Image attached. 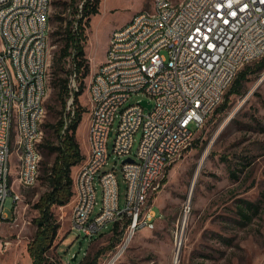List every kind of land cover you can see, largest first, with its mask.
Listing matches in <instances>:
<instances>
[{"label": "built area", "instance_id": "built-area-1", "mask_svg": "<svg viewBox=\"0 0 264 264\" xmlns=\"http://www.w3.org/2000/svg\"><path fill=\"white\" fill-rule=\"evenodd\" d=\"M86 1H79L80 10ZM48 2L0 0V227L7 197L20 198L9 183L12 153L18 158L27 151L25 187L35 185L39 173L33 172V162L42 161ZM174 2L154 0L151 9L136 12L137 24L119 26L120 37L108 45L106 69L94 72L86 87L89 148L74 177L71 199L73 228L86 236L94 237L116 221L123 228L127 219L126 228L135 227V233L139 224L155 227L159 215L150 201L186 149L181 141L192 144L239 72L264 57V0H189L181 9H174ZM67 66L66 111L73 114L80 82L71 57ZM142 91L151 98L127 104ZM117 118L112 152L123 157L124 206L117 173L105 167ZM8 138H15V145H8ZM128 157L132 160L124 161ZM98 182L102 204L94 214ZM147 184H154V192H147ZM137 215H144V222H137Z\"/></svg>", "mask_w": 264, "mask_h": 264}, {"label": "rangeland", "instance_id": "rangeland-1", "mask_svg": "<svg viewBox=\"0 0 264 264\" xmlns=\"http://www.w3.org/2000/svg\"><path fill=\"white\" fill-rule=\"evenodd\" d=\"M69 2L52 0L48 46L50 77L42 121L40 176L35 185L20 184L18 159L14 152L11 155L13 188L20 198L14 201L9 195L5 201V217L0 227V264H32L33 261L28 247L40 226V211L35 204L50 188L48 169L57 154L48 149L47 142L58 143L51 124L64 113L53 81L54 64L63 44L57 33L61 21L56 13L65 8L67 11L61 15L66 16ZM153 3L154 0H100L99 13L91 16L85 32L84 48L90 64L86 87L105 60L114 30L126 25L136 12L151 9ZM258 62L249 65L257 70ZM230 90L231 87L227 91L230 93L228 107L222 112L215 110L208 117L150 201L159 215L155 227L137 229L129 245L119 257L115 256L112 264H264V69L250 72L241 93ZM150 98L143 91L134 93L127 104ZM79 99L85 112L77 138L87 156L91 106L87 89ZM117 124L118 118L110 133L111 156L105 167L117 173L120 204L124 206L127 182L122 170L123 157H116L112 152ZM140 139L141 130L135 135L133 152ZM79 167L80 163L72 167L73 178ZM97 185L94 214L102 204V187L99 182ZM242 198L260 206L249 221H243L238 212ZM52 212L60 227L46 264H88L97 254L100 255L96 264H106L114 258L129 230L126 228L120 238H116L113 223H110L94 237L84 235L71 228V200L64 205H53ZM76 253L77 258L72 261Z\"/></svg>", "mask_w": 264, "mask_h": 264}, {"label": "trees", "instance_id": "trees-1", "mask_svg": "<svg viewBox=\"0 0 264 264\" xmlns=\"http://www.w3.org/2000/svg\"><path fill=\"white\" fill-rule=\"evenodd\" d=\"M79 1L70 0L69 6H66V8L68 7L66 16L61 15V13L67 11L65 8L56 13V17L61 21L57 33L62 37L63 44L54 64L53 81L57 88V96L64 106V113L61 114L56 123L51 124L56 132L58 143L55 141L47 142L48 149L57 154L53 164L48 169L50 188L40 196L35 204L40 211V220L38 221L40 226L28 247L33 259L32 264H46L48 262V251L53 245L60 227L59 223L54 220L52 206L55 204L64 205L72 199L74 184L72 167L81 164L86 159L77 138V131L85 112L79 98L86 89V76L90 73V64L89 59L86 57L84 41L86 39V27L90 23L91 16L99 13L100 0H87L81 10L79 9ZM68 57L72 58L80 82V89L75 93V111L73 114L66 111V102L69 96V74L71 71L69 67L67 68ZM255 67L257 70L250 65H246L239 72L231 86V93H241L251 71L259 72L264 69V57L259 60ZM63 73L66 75L62 76ZM229 95L230 93H227L224 101L216 108L217 112H222L228 107ZM166 181L167 177L164 178L163 183ZM240 202L238 212L243 221L251 220L253 215L260 210L257 202L243 198L240 199ZM123 222V228L122 221H116L112 225L116 238H120L124 233L129 220ZM99 255L97 254L94 260L88 264H96ZM71 260L73 261V256Z\"/></svg>", "mask_w": 264, "mask_h": 264}, {"label": "bare ground", "instance_id": "bare-ground-1", "mask_svg": "<svg viewBox=\"0 0 264 264\" xmlns=\"http://www.w3.org/2000/svg\"><path fill=\"white\" fill-rule=\"evenodd\" d=\"M188 1L189 0H176V2H174V9H181V6H183V4L187 3ZM51 6H52V0H49L48 7H47L48 16H50ZM0 19H2V7H0ZM137 21H138V13H136L127 24H137ZM0 32H1V22H0ZM49 32H50V23L47 22V34H49ZM119 37H120V28L115 29L114 32L112 33L109 45H115V41ZM48 46H49V37H46L45 57H44V63H43V72L45 73V75H47L46 90H48L49 77H50L49 67H48L49 66V63H48ZM107 54H110V46L108 47ZM105 69H106V61H104L98 67V69L95 72H102ZM8 145H15V138H8ZM186 147H188V141H181V148H186ZM17 159H18V168H17L18 169V180H19L20 184H23L21 182V180H22V176H26L25 159H27V151H20V157H18ZM40 166H41L40 162H33V172L39 173L38 177L35 179V184L39 180ZM9 183L11 184V187L13 188L12 173L9 176ZM23 186H25V185L23 184ZM147 192H154V184H147ZM16 194L19 195L18 192H16ZM137 222H144V215H137ZM140 227L152 228V226H150V224H139V228ZM71 228H73V223L71 225ZM128 228H129L128 233L124 238V240H127V241L113 255L114 258H112L106 264H112L116 260L115 256L119 257V255L123 252V250L126 249V247L131 242V239L135 234V227H128ZM178 254H179V252H178Z\"/></svg>", "mask_w": 264, "mask_h": 264}, {"label": "water", "instance_id": "water-1", "mask_svg": "<svg viewBox=\"0 0 264 264\" xmlns=\"http://www.w3.org/2000/svg\"><path fill=\"white\" fill-rule=\"evenodd\" d=\"M143 103H144V104H147L146 101H143ZM148 107L150 108V107H151V104H148ZM131 160H132V158H131V157H128V158H126L124 161H131ZM180 249H181V240H180L179 243H178V252L180 251ZM77 255H78V253H76V254L73 255V260H76ZM178 257H179V255H177L176 260L178 259Z\"/></svg>", "mask_w": 264, "mask_h": 264}]
</instances>
